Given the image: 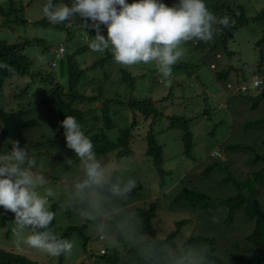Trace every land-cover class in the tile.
<instances>
[{
  "label": "rangeland",
  "instance_id": "rangeland-1",
  "mask_svg": "<svg viewBox=\"0 0 264 264\" xmlns=\"http://www.w3.org/2000/svg\"><path fill=\"white\" fill-rule=\"evenodd\" d=\"M18 7L23 8L19 13L20 21H12L3 25L4 17L0 13V40L15 43L24 39H43L49 46H59L60 43L67 45L70 51L80 42V34L88 33L87 27L76 25L80 17L73 18L65 22L71 29L72 39L68 40V33L65 30L44 25L38 22L43 18L42 8L46 0H13ZM244 7L245 13L251 20L244 27L239 28L234 36L227 43V50L220 53L218 63L219 70L228 69L229 79L232 87L227 88L215 77V70L210 67L208 48H195L194 44L187 42L183 45L185 55L177 62H186V68H173L171 83H162V77L158 73L154 64L136 65L131 68L123 67L111 58L100 63L96 69L90 73L103 77L108 73L109 81L104 95L106 97H117L120 102H112L110 105V119L113 127L107 132L111 139L115 140L120 128L128 127L135 119L136 126L131 131V155L115 157V152H110L101 156L111 159L113 162L124 161L126 164L125 175L132 176L138 182L137 188L130 195V205L143 219L141 209H148L150 203H157L156 217L152 223L158 228L159 236H166L170 231L176 229V221L190 217L187 209H169L172 203L173 194L179 188V183H183V177L195 166H198L213 149L221 147L229 134L233 120L237 118L244 126L245 115L241 114L245 109L251 111V100L243 101L241 94H255L256 90L250 86L247 92H237L236 89L252 80L255 74L264 75V44L259 46L258 42L263 37V24L256 21L254 17L264 9V0H236ZM66 4L71 6L72 0H56V4ZM178 0L166 2L168 6H173ZM0 5L4 8L10 6V0H0ZM14 17V16H13ZM91 25V21L87 22ZM263 49V56L261 55ZM25 52L33 61L32 70L41 71L43 75L50 74L61 84L67 85V71L59 64L55 67L51 65L53 59L52 51L43 50V45L33 44L25 48ZM106 53L93 52L90 48L82 54L77 55V60L82 67L89 66L94 60L105 56ZM198 62V65L195 63ZM218 62V61H217ZM121 69L127 70L132 79H123ZM29 86L27 91L24 87ZM52 84L49 80H43L39 76L34 79L29 75L13 76L6 79L5 87L0 91V104L5 110L21 109L24 111V118L33 120L34 125L24 128L26 143L21 147L27 148L29 154L34 153L38 162L43 159L47 169L45 175L48 187L53 188L57 193L56 197L50 199V210L55 212L56 223L53 226L54 232L63 236L66 229L77 226L72 232L69 240L74 242L71 255L65 257H52L47 254L30 249L25 245H17V236L14 232L16 224L14 215L0 222V246L35 259L40 264H109L107 258L100 254L102 248H106L109 253L114 248L123 251V242L119 246L106 241L94 239L87 234V225L82 224L75 216L67 215L66 208L62 206L64 199L63 192L65 184L62 180V173L70 166L67 159L78 162L76 154L66 145V140L59 139L58 118L53 116V110L44 106L40 100L48 97ZM264 85L262 86V88ZM260 88V89H262ZM16 90L15 94L13 91ZM238 93L234 101L237 104L231 107L232 93ZM152 100L160 111L158 116L144 118L138 111L131 110L124 103L131 99ZM230 99V100H229ZM242 101V102H241ZM100 104H84L85 107L99 108ZM240 111L237 115V106ZM233 105V104H232ZM260 109L253 115L256 119L264 118V98L260 101ZM263 110V111H262ZM186 116L191 118L189 127L194 134L193 155L184 153V143L182 140L183 131L178 127H170L171 116ZM101 125V124H100ZM3 127V120L0 116V132ZM152 127L156 134V140L163 146V163L155 165L153 157L146 153L147 132ZM263 137V135H262ZM13 139L6 137L0 142V154L11 151ZM223 155V154H222ZM240 167V166H239ZM236 168L238 166L236 165ZM244 168V167H243ZM195 177H192L194 180ZM181 187V185H180ZM0 207V219L3 216ZM194 228L193 223H188L180 228L177 239L185 240ZM30 230H26L27 235ZM144 232H146L144 230ZM85 236L89 237V242L85 244ZM120 251V252H121ZM122 253V252H121Z\"/></svg>",
  "mask_w": 264,
  "mask_h": 264
},
{
  "label": "trees",
  "instance_id": "trees-1",
  "mask_svg": "<svg viewBox=\"0 0 264 264\" xmlns=\"http://www.w3.org/2000/svg\"><path fill=\"white\" fill-rule=\"evenodd\" d=\"M172 0H162L163 3ZM128 3L134 0H127ZM56 4V0H53ZM210 11L217 16H228L230 26H216L214 39L209 42L201 40L188 41L194 44L195 48L210 50L208 57L210 67L215 70V77L231 88L228 81V69L219 70V55L227 50L228 41L234 36L235 32L249 23L251 18L245 13L244 7L236 0H205ZM167 5V4H166ZM23 11L22 6L18 7L15 1L10 0L8 8L0 5V13L4 17L3 25L12 21H20L19 13ZM14 16V17H13ZM254 19L263 24L264 27V9L260 11ZM38 22L44 25H50L67 31L68 40L72 39L71 29L66 23L51 24L43 18ZM85 22L82 18L77 20L76 25L80 26ZM1 26V25H0ZM70 51L66 45L64 57L67 60V85L61 84L50 74L43 75L41 71L32 70L33 61L25 52L27 46L33 44L43 45L46 52L56 50L59 46H49L43 39L33 38L24 39L15 43H9L6 40H0V64H8L13 71L0 68V91L5 87L6 79L13 76L29 75L32 79L39 76L43 80L51 82V92L48 97H43L40 102L53 110V116L58 118L59 139L66 140L64 128L61 121L67 115L75 116L81 124L82 130L92 140L95 151L99 156L115 152V157L120 159L122 156L131 155V131L137 124L135 119L128 127L120 128L115 140L111 139L107 130L112 128L113 123L110 119V105L112 102H120L117 97H106L108 73L103 77L90 73L98 67L100 63L108 61L111 57L110 51H105L106 55L98 60H94L89 66L82 67L77 60V55L82 54L89 49L88 44H83L81 40ZM262 47L263 37L258 42ZM263 56V49L261 48ZM54 60V57L52 61ZM218 61V62H217ZM198 65V62L195 63ZM186 62H180L173 66L176 68H186ZM123 79L131 80V74L121 69ZM260 75V74H255ZM261 76V75H260ZM263 76V75H262ZM264 83L261 85L260 88ZM29 86L20 89L27 91ZM256 90L255 94L249 95L239 93V96L245 97L243 101H252L250 110L243 111L247 120H244V126L237 118L233 120L228 138L223 141L221 147L217 148L223 155L214 156L210 153L203 161L195 166L183 177V183H179V188L173 194L169 209H187L193 215L176 221V229L170 231L166 236H159L161 240L171 243L177 240L181 226L193 223L194 228L184 240L186 245L199 246L209 252V259L214 264H264V118L256 119L253 115L260 109V101L264 98V87ZM15 94L16 90L13 91ZM238 93H232V101L229 102L232 107L238 101H234ZM230 100V99H229ZM101 103L100 111L97 108L85 107L84 104ZM234 102V103H233ZM242 102V101H241ZM128 108L138 111L144 118L158 116L160 111L155 103L149 99H129L124 103ZM233 104V105H232ZM240 105L237 106V115L240 111ZM263 111V110H262ZM0 116L3 120V127L0 132V142L9 137L14 141H19L20 145L26 143L24 128L34 125L33 120L24 118V111L21 109L5 110L0 104ZM191 118L186 116H171L170 127H178L183 131L182 140L184 143V153L192 156L194 147V134L189 127ZM101 124V125H100ZM237 124V125H236ZM263 135V137H262ZM146 153L153 157L155 165L163 163V146L156 140L154 129L150 127L147 132ZM212 152V151H211ZM236 165L238 168H236ZM240 166V167H239ZM244 167V168H243ZM192 177H195L192 180ZM181 185V187H180ZM131 195V194H130ZM157 203H150L148 209H141L143 215V230L152 237L158 234V228L153 225L152 220L156 217ZM3 213L0 222L4 223L8 217L13 216L12 212ZM67 215L73 213L67 210ZM56 219L49 226L53 230ZM80 229L77 226L69 227L61 238H69L73 231ZM54 231V230H53ZM85 244L89 242V237L85 236ZM123 251L114 248L109 253H100L107 258L109 264H144L137 254L135 248L123 243ZM122 253H121V252ZM0 264H40L39 261L29 258L23 254L0 246Z\"/></svg>",
  "mask_w": 264,
  "mask_h": 264
},
{
  "label": "clouds",
  "instance_id": "clouds-1",
  "mask_svg": "<svg viewBox=\"0 0 264 264\" xmlns=\"http://www.w3.org/2000/svg\"><path fill=\"white\" fill-rule=\"evenodd\" d=\"M42 13L53 25L82 18L88 33H82L81 40L93 52L110 51L114 61L126 68L154 64L166 85L171 83L173 66L185 55L183 45L212 41L216 26H230V18L214 14L205 0H178L173 6L162 0H72L71 6L46 0ZM102 25L107 37L101 34ZM61 46L64 52L59 58L53 51V67L65 58L66 46ZM0 68L13 71L8 64ZM237 90L247 92L250 87ZM60 123L66 145L78 160H66L70 167L62 173L66 186L62 206L87 225L90 237L117 246L126 243L144 264H214L205 248L186 245L181 239L168 243L159 234L152 237L144 232L142 217L129 203L138 182L125 175V162L99 156L75 116L67 115ZM11 143V151L0 154V207L14 214L17 245L52 257L71 255L74 242L49 227L55 218L49 198L59 197L47 186L44 160L38 162L19 141ZM26 230L30 231L24 235Z\"/></svg>",
  "mask_w": 264,
  "mask_h": 264
},
{
  "label": "built area",
  "instance_id": "built-area-1",
  "mask_svg": "<svg viewBox=\"0 0 264 264\" xmlns=\"http://www.w3.org/2000/svg\"><path fill=\"white\" fill-rule=\"evenodd\" d=\"M101 28H102V33L101 34H103L105 37H107V28H106V26L102 25ZM95 35H96V32H95ZM63 52H64V48L62 46L59 47L58 49L55 50V57L59 58L63 54ZM54 64H56V62H54ZM263 83H264V75L263 76L255 75L250 82L241 85L240 89L242 91H246V90L249 89V87H250L249 85L250 84H251L252 88H260ZM212 155L221 157L222 153L218 149H214L212 151ZM104 251H105V249L101 250V252H104Z\"/></svg>",
  "mask_w": 264,
  "mask_h": 264
},
{
  "label": "crops",
  "instance_id": "crops-1",
  "mask_svg": "<svg viewBox=\"0 0 264 264\" xmlns=\"http://www.w3.org/2000/svg\"><path fill=\"white\" fill-rule=\"evenodd\" d=\"M60 65L63 67L64 70L67 69V60H66V58L61 59Z\"/></svg>",
  "mask_w": 264,
  "mask_h": 264
}]
</instances>
